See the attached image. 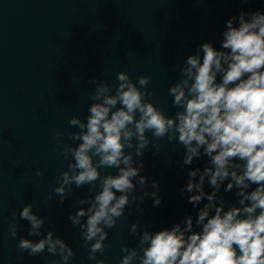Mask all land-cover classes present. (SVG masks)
Returning <instances> with one entry per match:
<instances>
[{
	"label": "clouds",
	"instance_id": "clouds-1",
	"mask_svg": "<svg viewBox=\"0 0 264 264\" xmlns=\"http://www.w3.org/2000/svg\"><path fill=\"white\" fill-rule=\"evenodd\" d=\"M218 40L219 47L203 41L184 57L180 78L168 88L178 108L172 116L145 98L152 95L145 87L148 76L134 83L119 71L115 86L91 78L95 90L88 115L68 120L78 129L70 134L77 143L59 148L70 159L53 189L63 203L73 186H89L92 195L78 199L68 220L78 227L90 264H108L96 253L104 248L106 229L116 225L126 207L131 212L137 191L153 207L162 203L158 182L143 174L141 157L150 143L146 133L157 152L160 138L182 145L180 169L186 179L179 192L197 212L195 219L185 214L153 231H138V224L131 223L128 231L138 236L137 246L121 245L119 264H264V11L230 16ZM201 156L206 158L203 168L189 167ZM102 167L116 172L101 176ZM36 175L42 170L36 169ZM233 189L234 201L219 195ZM18 215L28 222L27 236L38 238L21 236V252L36 256L46 251L60 264H72V247L51 229L41 232L46 217L34 213L31 204H24ZM8 232L16 238L17 224L9 222Z\"/></svg>",
	"mask_w": 264,
	"mask_h": 264
},
{
	"label": "water",
	"instance_id": "water-1",
	"mask_svg": "<svg viewBox=\"0 0 264 264\" xmlns=\"http://www.w3.org/2000/svg\"><path fill=\"white\" fill-rule=\"evenodd\" d=\"M256 9L264 11V0H0V264H60L46 251L30 256L17 248L21 236L38 239L27 236L28 222L19 218L24 204L46 217L42 233L51 229L72 247V264H90L79 229L68 220L78 199L92 195L89 186H73L63 203L53 189L70 159L59 148L77 143L70 134L78 129L68 120L88 115L92 77L115 86L119 71L134 83L148 76L145 87L152 95L145 98L172 116L178 108L168 88L180 78L184 57L203 41L219 47L224 21ZM146 135L150 143L141 157L143 174L158 182L162 203L153 207L150 198L140 199L142 190L135 193L131 212L126 207L116 225L106 229L104 248L96 253L108 264H119L121 245L137 246L138 236L128 231L131 223L138 224V231H153L185 214L195 219L197 209L179 192L186 179L180 169L182 145L160 138L157 152L151 133ZM205 162L203 156L194 158L189 167L203 168ZM36 169L43 175L37 176ZM99 172L116 170L102 167ZM205 191H210L207 184ZM234 193L221 190L219 195L231 202ZM9 222L17 224L16 238L8 232Z\"/></svg>",
	"mask_w": 264,
	"mask_h": 264
}]
</instances>
